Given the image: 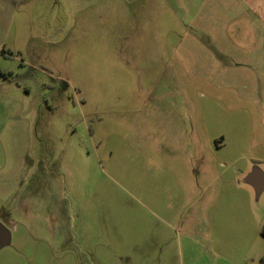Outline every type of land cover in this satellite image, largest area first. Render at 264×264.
Listing matches in <instances>:
<instances>
[{
	"label": "rangeland",
	"instance_id": "obj_1",
	"mask_svg": "<svg viewBox=\"0 0 264 264\" xmlns=\"http://www.w3.org/2000/svg\"><path fill=\"white\" fill-rule=\"evenodd\" d=\"M216 1H20L0 264H260L264 43L223 39Z\"/></svg>",
	"mask_w": 264,
	"mask_h": 264
},
{
	"label": "crops",
	"instance_id": "obj_2",
	"mask_svg": "<svg viewBox=\"0 0 264 264\" xmlns=\"http://www.w3.org/2000/svg\"><path fill=\"white\" fill-rule=\"evenodd\" d=\"M20 1L0 0L1 50L9 39L10 28ZM216 2L212 10V18L216 21L215 29H218L223 39L229 38L230 41L233 37L239 42L244 41L246 39L244 34L249 28L254 30L257 40L264 43V0H218ZM234 28L236 30L233 32Z\"/></svg>",
	"mask_w": 264,
	"mask_h": 264
},
{
	"label": "water",
	"instance_id": "obj_3",
	"mask_svg": "<svg viewBox=\"0 0 264 264\" xmlns=\"http://www.w3.org/2000/svg\"><path fill=\"white\" fill-rule=\"evenodd\" d=\"M11 240V233L9 229L0 222V250L8 246Z\"/></svg>",
	"mask_w": 264,
	"mask_h": 264
},
{
	"label": "trees",
	"instance_id": "obj_4",
	"mask_svg": "<svg viewBox=\"0 0 264 264\" xmlns=\"http://www.w3.org/2000/svg\"><path fill=\"white\" fill-rule=\"evenodd\" d=\"M261 235L264 237V227H263V229H262V231H261ZM260 264H264V256H263V258L261 259Z\"/></svg>",
	"mask_w": 264,
	"mask_h": 264
}]
</instances>
